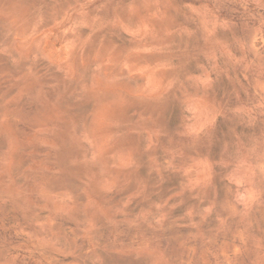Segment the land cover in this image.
<instances>
[{
  "label": "rangeland",
  "instance_id": "1",
  "mask_svg": "<svg viewBox=\"0 0 264 264\" xmlns=\"http://www.w3.org/2000/svg\"><path fill=\"white\" fill-rule=\"evenodd\" d=\"M0 264H264V0H0Z\"/></svg>",
  "mask_w": 264,
  "mask_h": 264
}]
</instances>
